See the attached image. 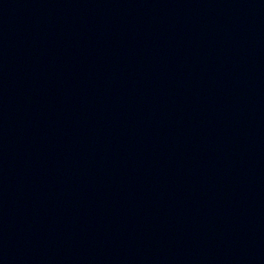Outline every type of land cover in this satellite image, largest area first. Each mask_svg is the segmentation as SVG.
<instances>
[{
  "label": "water",
  "instance_id": "1",
  "mask_svg": "<svg viewBox=\"0 0 264 264\" xmlns=\"http://www.w3.org/2000/svg\"><path fill=\"white\" fill-rule=\"evenodd\" d=\"M0 264H264V0H0Z\"/></svg>",
  "mask_w": 264,
  "mask_h": 264
}]
</instances>
